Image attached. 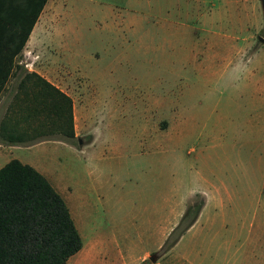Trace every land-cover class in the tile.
<instances>
[{"label": "rangeland", "instance_id": "374dc122", "mask_svg": "<svg viewBox=\"0 0 264 264\" xmlns=\"http://www.w3.org/2000/svg\"><path fill=\"white\" fill-rule=\"evenodd\" d=\"M260 37V0L49 1L19 60L74 98V146L45 139L0 166L16 155L63 196L84 244L68 264H264Z\"/></svg>", "mask_w": 264, "mask_h": 264}, {"label": "trees", "instance_id": "16d2710c", "mask_svg": "<svg viewBox=\"0 0 264 264\" xmlns=\"http://www.w3.org/2000/svg\"><path fill=\"white\" fill-rule=\"evenodd\" d=\"M46 2L41 0L26 27L25 39L22 38L9 59L11 70L14 54L22 50L29 39ZM7 78L8 71L3 75L0 69V94ZM20 88H25V95L11 106L8 116L12 129L2 126L0 134L15 144H32L38 140L35 136L40 131L46 132L44 120L51 118L52 127L60 129L64 140L74 144L72 98L36 72L27 73ZM50 91L63 99L64 104ZM63 112L68 115L67 125L61 120ZM32 121H37L36 126H31ZM203 206L202 198L188 205L162 250L169 251L179 241L196 222ZM83 246L67 202L44 174L17 158L0 168V264H68Z\"/></svg>", "mask_w": 264, "mask_h": 264}, {"label": "crops", "instance_id": "0c3cea01", "mask_svg": "<svg viewBox=\"0 0 264 264\" xmlns=\"http://www.w3.org/2000/svg\"><path fill=\"white\" fill-rule=\"evenodd\" d=\"M49 1L50 0H47L45 6L43 7L42 11L40 12L38 20L36 21V23L32 29V32L29 36V39L25 42L24 47L17 54H14V67L12 70H11L10 65H9L10 64L9 59L12 57L13 53L16 51L15 49H17V47L19 46L22 38L25 39L26 27H27L29 21L31 20V18L33 17L35 10L40 7L41 0H3V2H0V69H1V73L3 75H4L5 71H8L7 81L5 82L4 88L0 94V102L1 103L4 102V100L6 98H8V100L10 99L8 101V106H7L8 116L11 113V106L14 105V103H16V102H20L21 99L25 95L24 94L25 88L24 89L20 88L21 83L25 81L27 73L34 72V71L25 70L24 67L20 65L19 58L25 52L27 44H28L30 38L32 37L33 33L35 32L36 27L39 24V21L42 18V15H43ZM249 71L250 72L248 73V75H245L244 81H246V82L248 81L247 82L248 84H253L254 82H256L255 79H253L255 77L256 72L252 71V70H249ZM257 71H259V69ZM42 77L45 78L47 81H49L52 85H54L60 91H62L64 94H66L67 96L72 98V101H73V125H74L75 134L77 135L76 128H75V102H74V98L67 91H65L60 85L52 82L50 79H48L44 76H42ZM257 82L259 85V89L263 90V92H264V76H262V79H260ZM50 93H51V95L54 94V96L56 98H58L59 101L61 100L62 103L64 104L63 99H61L56 93H52V91H50ZM12 99H13V103H11ZM261 107H263V115H264V99L262 100ZM61 120H62V123H64V121H66V125H67V123H68L67 113H64V112L62 113ZM6 122H7V125L4 124ZM44 122L47 124L45 126L46 132L43 133L42 131H40V134L35 136V138L41 139V140H36V142H32V144H28V143H26V144H21V143L15 144L13 142H10L8 139L4 138L0 134V138H1L0 145L4 146V149L0 150V158L3 157V152H5V151H9L10 155H13L14 150H17L18 148H21L25 145L32 147V146H36V145H39V144L47 141V140H42V139H54V140L65 142L67 144H71V143L64 140V135H62L63 133L60 129H59V133H56L60 136L57 138H52V137H55L57 135L54 134L55 128L52 127V119L51 118L44 120ZM36 123H37V121H32L31 126H33V127L36 126ZM2 126L3 127L5 126L8 130L12 129V125L10 124V120L8 119V117L6 118L3 116V118L0 120V131H1ZM261 128L264 129V122L261 125ZM13 158L18 159V157L16 155L13 156ZM8 161L9 160H7V162ZM21 161H22V159H21ZM7 162H5L4 164H6ZM2 166H0V168ZM229 201H230V198H229ZM226 202H228V201H226ZM206 208H208V203L203 206V208H202V210L198 216V219L196 220L194 225L197 222H199V220H201V216L204 215L205 211L207 212ZM222 211H224V210H222V209L218 210V211L214 210L215 215L221 214Z\"/></svg>", "mask_w": 264, "mask_h": 264}, {"label": "water", "instance_id": "95a60500", "mask_svg": "<svg viewBox=\"0 0 264 264\" xmlns=\"http://www.w3.org/2000/svg\"><path fill=\"white\" fill-rule=\"evenodd\" d=\"M260 1H261L262 9H263V12H264V0H260ZM260 38L262 39V37H260ZM151 259H152L153 262H156L157 261V258L155 256H151Z\"/></svg>", "mask_w": 264, "mask_h": 264}, {"label": "flooded vegetation", "instance_id": "af4514ba", "mask_svg": "<svg viewBox=\"0 0 264 264\" xmlns=\"http://www.w3.org/2000/svg\"><path fill=\"white\" fill-rule=\"evenodd\" d=\"M261 39V38H260ZM262 40H264V38H262Z\"/></svg>", "mask_w": 264, "mask_h": 264}]
</instances>
